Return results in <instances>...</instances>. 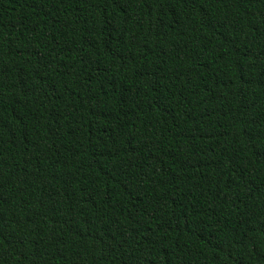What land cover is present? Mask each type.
Listing matches in <instances>:
<instances>
[{
	"label": "trees",
	"instance_id": "16d2710c",
	"mask_svg": "<svg viewBox=\"0 0 264 264\" xmlns=\"http://www.w3.org/2000/svg\"><path fill=\"white\" fill-rule=\"evenodd\" d=\"M0 264H264V0H0Z\"/></svg>",
	"mask_w": 264,
	"mask_h": 264
}]
</instances>
